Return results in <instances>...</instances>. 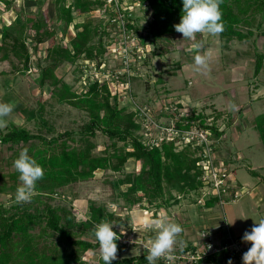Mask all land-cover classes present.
Segmentation results:
<instances>
[{
    "label": "rangeland",
    "instance_id": "rangeland-1",
    "mask_svg": "<svg viewBox=\"0 0 264 264\" xmlns=\"http://www.w3.org/2000/svg\"><path fill=\"white\" fill-rule=\"evenodd\" d=\"M126 4H132V1H127ZM126 4L122 2L119 7L125 9ZM109 5L98 7L89 14V17L102 20L110 32L109 36L103 37L106 43L103 57L93 61L80 58L75 63H64L57 68V74L77 92L83 91L89 80L98 79L100 83L106 81L112 95H117L119 107L137 112V119L141 122L137 135H141L147 143L175 137L177 134L171 127L181 114L201 111L211 115V122L212 115L221 112L217 116V124L224 133L216 140L219 142L215 156L228 164L231 187L236 188L238 197L229 203L214 205L212 211L222 216L221 220L216 221L222 224L213 233L216 241L227 232L234 238L243 240L244 233L254 226V220L264 218V182L250 172V169L256 170L264 176V144L254 124L255 116L264 112V24L260 28L255 25L253 36L243 41L232 40L227 43L219 35L211 36L207 33H197L196 41H191L183 40V35L178 33L152 43L150 38L143 40L141 36H147L149 32L150 18L145 14V6L139 8V4H133V10L114 22L110 19L112 13L117 15L118 8L116 5ZM18 15L28 22L29 33L34 35L35 30L31 25L38 24L40 16L49 23L55 21V6L52 0H11L10 8L0 4V28L3 22L11 23ZM87 16L88 14L76 13L75 21H83ZM75 32L73 25L66 28L64 25L58 26L56 36L40 43L37 52L32 48L34 42H29L32 57L27 70H18L23 65L13 57L11 60L0 61V102L15 105L12 115L5 117L7 125L0 128V135L14 125L47 137L73 130L75 141L69 143L81 145L80 128L89 119L88 113L59 102L51 96L52 86H40L37 81L40 72L38 62L44 64L46 49L55 42L69 44ZM195 42L202 44L200 53L208 57L207 68L197 70L194 63L196 53L187 51ZM260 54H263L261 68L255 73V64ZM99 61L100 65L97 64ZM42 106V116L52 127L50 132L42 124ZM90 137L96 143L93 149L96 154L102 153L111 143V139L101 131ZM122 143L119 141V145ZM176 143L181 148L186 141L178 139ZM37 145H42L39 139L17 144L3 143L0 140V186L3 180L11 182L9 173L16 171L13 162L21 150L26 148L30 155L32 146ZM140 166L139 161L130 158L122 172L97 170L93 177L60 187L53 197H44L54 205L71 207L77 219L88 217L91 200L105 204L119 215L129 216L126 226H117L120 232L122 230V239L128 245L118 256L141 254L150 247L156 234H149L146 230L152 220L143 213L144 207L152 210L153 206L144 202L128 210L113 183L125 172L137 171ZM210 174L211 171H207V175ZM125 188L126 185L121 187ZM207 189L209 187H204L203 191ZM13 195L11 191L0 190V202L6 207L15 205L17 201L13 199ZM198 196L199 193L194 192L180 196L176 204H171L168 209H160L157 214L159 220L167 218L182 226L184 231L177 239L185 242L184 247L192 241L198 243L197 237L202 230L192 227L196 236H190L185 220L190 221L192 217L194 223L200 224L203 214L207 216L205 210L208 209H202L206 207L197 202ZM232 219V225L226 223ZM34 230L37 231L38 226ZM84 236L95 239L90 232ZM182 253L178 243L174 264H217L216 261L206 259L207 256L191 260L190 254L183 257ZM99 256L98 249L84 254L86 260L95 263ZM231 258L227 253L220 252L217 260L221 259L222 264H228L229 260L234 261ZM160 260L165 261L163 258L157 261Z\"/></svg>",
    "mask_w": 264,
    "mask_h": 264
},
{
    "label": "trees",
    "instance_id": "trees-1",
    "mask_svg": "<svg viewBox=\"0 0 264 264\" xmlns=\"http://www.w3.org/2000/svg\"><path fill=\"white\" fill-rule=\"evenodd\" d=\"M52 1L55 6V21L49 23L40 16L38 24L31 25L35 30L34 35L29 33V24L21 15L11 23H2L0 61L11 60L13 57L23 65L22 68L16 67L18 70H27L32 57L29 42H34L32 48L37 52L40 43L56 36L58 26L64 25L66 28L73 25L76 32L69 44L55 42L46 49L44 64L38 62L40 72L37 81L40 86H52L51 96L59 102L85 110L89 119L80 128V146L69 143L75 141L73 130L47 137L14 125L1 133L0 140L3 143L17 144L39 139L42 145L32 146L29 156L43 167L44 176L37 181L30 202H17L10 207L0 202V264H104L100 256L97 263L84 258L87 251L99 249L96 237L90 239L84 235L90 232L95 236L94 225L104 219L115 224L113 231L120 236L116 241L117 259L111 264H148L145 259L148 249L141 254L118 256L128 245L122 239V233L117 226H126L129 216L119 215L105 204L91 200L88 217L77 219L71 207L54 205L47 198L57 194L60 187L93 177L97 170L122 172L128 160L134 158L141 164L139 170L125 172L113 183L128 210L136 204L147 202L153 209L144 207L143 213L149 220H157L159 210L176 204L180 196L202 191L205 186L204 169L199 162L204 159L203 146L193 147L191 143H186L178 148L176 141L181 134L172 139L163 138L159 144L147 143L141 135H137L141 128L137 112L119 107L117 95H112L106 81L100 83L98 79L89 80L81 92H77L64 81L57 74V68L64 63H75L80 58L93 61L103 57L106 51L103 37L109 36L110 32L102 20L89 17L93 10L103 7L105 0ZM138 1L139 8L145 6V14L150 18L148 35H141L143 40L150 38L155 43L179 33L175 31L174 25L181 19L182 0ZM0 4L10 8L11 0H0ZM220 8L224 31L219 36L227 43L250 39L255 32L253 27L256 25L260 28L264 24V0H223ZM76 13L88 16L83 21L76 22ZM114 16L115 13H112V17ZM262 59L263 54H260L255 64V73L259 72ZM97 64L100 65L101 62ZM41 108L42 124L50 132L52 127L42 116L44 107ZM220 114L221 112L213 114V121L209 122L211 115L193 111L180 115L175 121V127L180 130L189 129L194 121L195 125L209 132L212 141L219 142L216 140L224 133L217 124V116ZM254 124L264 144V112L255 116ZM97 131L111 139V143L99 154L93 152L96 143L90 137ZM119 141L123 142L122 145H119ZM214 164L229 169L228 164L219 157L214 160ZM250 172L264 182V176L258 171L250 169ZM9 177L11 182L3 180L0 190L11 191L15 199L17 187L20 185L19 173L17 170L10 172ZM123 185H126L125 189H121ZM218 198V195L207 194L202 205L211 207L217 204ZM37 226L38 230L35 231ZM146 230L149 234L156 233L154 228ZM196 249L197 246L192 241L183 248L182 254L194 253ZM219 253L208 255L206 259L222 264L221 259L217 260ZM156 264L166 262L160 260Z\"/></svg>",
    "mask_w": 264,
    "mask_h": 264
},
{
    "label": "clouds",
    "instance_id": "clouds-1",
    "mask_svg": "<svg viewBox=\"0 0 264 264\" xmlns=\"http://www.w3.org/2000/svg\"><path fill=\"white\" fill-rule=\"evenodd\" d=\"M183 8L180 22L174 25L175 31L183 35V40L196 41L197 33H207L211 36H218L224 31L222 22V11L220 5L223 0H182ZM202 44L195 42L187 49L195 52L194 63L197 70L207 68L208 57L201 54ZM15 105L13 103L0 102V128L7 125L5 117L12 115ZM14 168L19 173L20 185L17 187L15 199L18 203L30 202L34 195L36 183L44 176L43 167L28 155V150H21L17 159L13 162ZM226 221V220H225ZM229 225L234 223L226 221ZM115 224L104 219L94 225L95 237L99 244V255L104 264H111L117 259L118 246L116 241L120 236L113 231ZM154 228L156 234L148 248V255L145 259L148 264H156L158 259L163 258L166 264H174L176 259V246L179 243L180 251H183L185 242L178 241V236L184 231L178 223L170 219L152 220L147 225ZM215 227H219L216 225ZM122 233V230H121ZM244 242H250L251 247L243 256V264H264V218L259 221L254 220V226L250 231H246L242 237ZM135 242V241H134ZM209 248L211 245L208 246ZM228 264H232L229 260Z\"/></svg>",
    "mask_w": 264,
    "mask_h": 264
},
{
    "label": "built area",
    "instance_id": "built-area-1",
    "mask_svg": "<svg viewBox=\"0 0 264 264\" xmlns=\"http://www.w3.org/2000/svg\"><path fill=\"white\" fill-rule=\"evenodd\" d=\"M127 1H132V4L127 5ZM122 2H125L126 4L125 9L119 7ZM109 4L116 5L118 8V14L110 19L112 21H117L118 18L122 19L126 12H130L131 10H133V4H139L138 6H140V2L138 0H105L104 6ZM191 125L192 126L189 129L180 130L179 128H176L175 125L171 128L172 130H174L175 134H181L179 136V139L181 141H186L187 144L191 143L193 146H203L204 159L201 160L199 164L202 165L204 169V187H209V189L203 191L204 187L202 188V191L199 193L197 202L204 205L205 196L207 194L218 195L219 198L217 203L226 204L234 201L238 197V191L236 190V188L233 189L231 187L232 180H230V168L228 169L225 166H218L214 164V160L218 159V157L215 156L217 152L216 149L218 148L217 142L212 141L209 136V132L204 128L195 125L194 121L191 123ZM162 139L163 138H161L160 141ZM160 141L156 140L153 141V143L159 144ZM207 171H211V174L207 175ZM213 230L214 229L206 228L201 230L198 237L199 242H194V244H196L197 246V249L194 253H187L190 254L189 258L191 260H199L204 256L225 251L229 256L232 257L231 259L234 260L232 261V264H243L242 256L246 251L250 249V242H244L239 238H234L232 235H230V232H227L226 235L223 236V238L219 239V241H216V236L214 235ZM209 245H211L210 248L208 247ZM187 254L182 255H184L183 257H186Z\"/></svg>",
    "mask_w": 264,
    "mask_h": 264
},
{
    "label": "crops",
    "instance_id": "crops-1",
    "mask_svg": "<svg viewBox=\"0 0 264 264\" xmlns=\"http://www.w3.org/2000/svg\"><path fill=\"white\" fill-rule=\"evenodd\" d=\"M213 103V102H212ZM215 206H216V204H215ZM214 207V205L213 206H211V207H206V208H202L203 210L204 209H208V210H205V211H207V216H206V214H203V220H202V222L200 223V224H198V223H194V220H193V218L192 217H190L191 218V220L189 221V220H185V222L188 224V233H190V236H196L195 235V231H194V228H192V227H198V228H200V229H204V228H210V229H218V228H220V226H221V222H219V223H217V221L218 220H221L222 219V216L219 214V213H216V212H214V211H212V208ZM160 213V212H159ZM161 215V214H160ZM160 217H162V216H160ZM164 217V216H163ZM164 219V218H163ZM217 220V221H216ZM213 221H216L215 223H212ZM208 223H211V225L210 224H208ZM216 225H219V227H215ZM199 229V230H200ZM199 230H197V231H199ZM194 237H192L193 239H194ZM198 238V237H197ZM196 238V239H197ZM192 239V240H193Z\"/></svg>",
    "mask_w": 264,
    "mask_h": 264
}]
</instances>
